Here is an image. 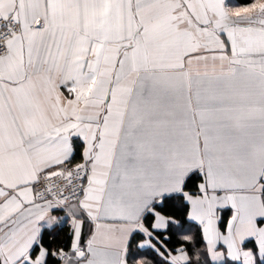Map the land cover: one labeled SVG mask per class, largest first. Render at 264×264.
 Listing matches in <instances>:
<instances>
[{"label":"crops","instance_id":"1","mask_svg":"<svg viewBox=\"0 0 264 264\" xmlns=\"http://www.w3.org/2000/svg\"><path fill=\"white\" fill-rule=\"evenodd\" d=\"M0 11L22 27L0 60V264H45L41 235L64 224L59 264H130L136 232L161 254L143 217L177 194L212 264L262 259L264 0H0ZM71 163L89 167L83 197L36 201L37 174ZM169 222L154 212L152 229ZM160 256L189 260L183 248Z\"/></svg>","mask_w":264,"mask_h":264},{"label":"trees","instance_id":"2","mask_svg":"<svg viewBox=\"0 0 264 264\" xmlns=\"http://www.w3.org/2000/svg\"><path fill=\"white\" fill-rule=\"evenodd\" d=\"M239 4H248L250 0H236ZM79 150L75 151V156L79 155ZM74 164V163H71ZM201 180L199 174L193 173L188 176L184 183L187 190H196L197 182ZM187 203L179 194L169 196L164 199L163 204L154 205L152 210L147 212L143 217V223L146 228L153 233L157 241L150 237L151 241L161 254L151 249H139L137 244L145 240V236L140 232L133 234L129 243V263L137 264L135 261L140 258L141 264H168L160 255L165 254V249L175 252L179 248H183L189 256V260L185 264H212L209 260L205 243L202 238L200 228L187 219ZM154 212L160 213L162 216L171 219L165 230H153L152 221ZM226 213V212H225ZM223 225V224H222ZM70 241L69 227L64 224L51 231L44 230L40 244L47 249L45 264H59L54 252L65 251ZM39 250V246L35 245L31 251V257H34ZM223 264H240L225 261ZM257 264H264V256Z\"/></svg>","mask_w":264,"mask_h":264},{"label":"built area","instance_id":"3","mask_svg":"<svg viewBox=\"0 0 264 264\" xmlns=\"http://www.w3.org/2000/svg\"><path fill=\"white\" fill-rule=\"evenodd\" d=\"M22 27L12 17L0 11V60L9 52V41L21 33ZM89 183L87 163L66 164L55 170L40 171L32 184L36 201L50 203L58 209L79 201ZM78 252H83L79 247ZM61 258V256H58Z\"/></svg>","mask_w":264,"mask_h":264}]
</instances>
